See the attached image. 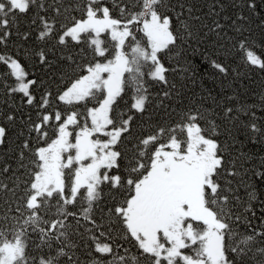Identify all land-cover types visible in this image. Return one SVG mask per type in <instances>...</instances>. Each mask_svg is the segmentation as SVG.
Returning <instances> with one entry per match:
<instances>
[{"label": "snow or ice", "instance_id": "snow-or-ice-1", "mask_svg": "<svg viewBox=\"0 0 264 264\" xmlns=\"http://www.w3.org/2000/svg\"><path fill=\"white\" fill-rule=\"evenodd\" d=\"M0 208V264H264V0H0Z\"/></svg>", "mask_w": 264, "mask_h": 264}, {"label": "trees", "instance_id": "trees-1", "mask_svg": "<svg viewBox=\"0 0 264 264\" xmlns=\"http://www.w3.org/2000/svg\"><path fill=\"white\" fill-rule=\"evenodd\" d=\"M260 77L259 76H255L254 77V83L251 84L250 86V90L248 95L251 96L253 92H258L260 90ZM255 150V149H254ZM0 211H2V208H0Z\"/></svg>", "mask_w": 264, "mask_h": 264}]
</instances>
